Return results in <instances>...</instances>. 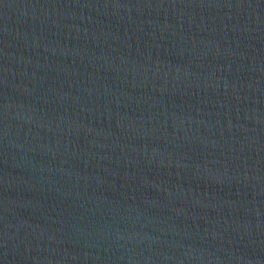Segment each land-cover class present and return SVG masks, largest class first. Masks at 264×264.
<instances>
[{
	"label": "water",
	"instance_id": "obj_1",
	"mask_svg": "<svg viewBox=\"0 0 264 264\" xmlns=\"http://www.w3.org/2000/svg\"><path fill=\"white\" fill-rule=\"evenodd\" d=\"M0 264H264V0H0Z\"/></svg>",
	"mask_w": 264,
	"mask_h": 264
}]
</instances>
